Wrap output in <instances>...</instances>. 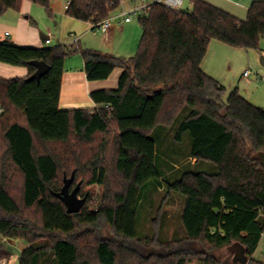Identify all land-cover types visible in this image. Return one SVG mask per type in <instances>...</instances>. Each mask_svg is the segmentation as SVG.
<instances>
[{
	"label": "trees",
	"instance_id": "trees-1",
	"mask_svg": "<svg viewBox=\"0 0 264 264\" xmlns=\"http://www.w3.org/2000/svg\"><path fill=\"white\" fill-rule=\"evenodd\" d=\"M30 1L51 13L50 0ZM123 1L74 0L66 14L94 29ZM22 2L0 0V16L20 11ZM191 3L192 11L153 4L139 16L143 34L129 58L0 42V62L29 70L27 77L0 76V239L25 242L19 264H220L206 245L233 247L227 264H262L253 256L264 236V109L238 88L225 99L226 87L202 63L212 40L260 48L264 0L253 1L246 19L205 0ZM76 54L90 81L123 69L116 89L91 93L96 109L60 108L65 61ZM35 60L50 70L28 80ZM112 124L118 133L110 139ZM187 136L186 158L214 168L164 180L162 155L178 153ZM72 176V186L103 187L94 208L85 204L70 214L55 196ZM153 186L183 197L182 237L164 241L159 230L138 235L139 213Z\"/></svg>",
	"mask_w": 264,
	"mask_h": 264
},
{
	"label": "rangeland",
	"instance_id": "rangeland-1",
	"mask_svg": "<svg viewBox=\"0 0 264 264\" xmlns=\"http://www.w3.org/2000/svg\"><path fill=\"white\" fill-rule=\"evenodd\" d=\"M65 2L66 0H50L51 13H49L44 6L33 3L30 0H23L22 2L21 10L23 8V5L25 6L26 10L22 18L30 24V30L38 34L39 40L42 43L43 40L41 39V33L52 37L53 43L49 47H57L69 43L70 28L68 27L69 25L66 26L65 24V20L67 18ZM128 4L129 3H127V5ZM192 8L193 6L191 0H185V4L182 9L192 11ZM132 17L134 23L140 26V41L143 31L138 20L139 17L137 15H133ZM246 17L247 14L244 18L240 19H245ZM120 21L121 20L119 19H115L114 23ZM74 24L75 26L74 28H72V32L81 37L83 47L99 50L98 48H92L88 46V44L97 43L96 37L100 35L96 36L93 33L94 30H92L91 27L87 29V25L85 22L74 20ZM215 42L220 44L219 46H222V48H226V51L222 52L224 57H229L231 55L229 52L227 53V51L237 54V60L230 66L229 77L223 79L226 81H223V84L226 86L227 91L225 99L231 91L238 87L239 92L245 98H247V100L264 109V38L261 39L260 48L258 50H246L244 48L231 47L220 41ZM213 52L214 53L212 56L215 57L217 55V50ZM225 67L222 68L223 74L227 73L225 71ZM245 69L251 70L255 75L254 77H252V80L249 83L247 82V80L242 79V74ZM17 77L21 78L20 76H16L13 78ZM223 77H225V75H223ZM110 129L111 131L109 136L111 139L118 133V130L117 127L113 124L111 125ZM169 136L170 135L166 137L168 138V140H166L168 144L171 143V136ZM190 146L191 139L189 138V136H187L182 149L178 153L173 155H162V159H160L159 161V167L162 178L164 180L175 181L179 179L184 172H187L189 170L193 172L212 171L214 165H212L211 163L205 162L195 165V160L186 158ZM109 147L111 150L112 145H110ZM78 183L74 184L71 189L75 188ZM80 184V197L87 195V200L88 198H90L91 201L89 203H86V205L90 209L94 208L96 199L103 193V187L98 185H89L87 183L83 184L81 182ZM146 197H149V200H144L141 213H139L138 217V235L140 237L146 235L153 237L156 235L155 230H159L161 239H163L164 241L170 240L175 237H182L185 234V230L181 221V211L184 202L183 197L177 193H168L167 188L159 189L156 186L150 187V190L146 194ZM156 218L158 220L154 223L153 220ZM85 227L86 226H84L83 228ZM104 234H107L109 236L111 234V231L109 229H105ZM23 244H25L23 240H17L14 253L10 257L8 264H16L20 255L19 253L21 250V246ZM197 247L199 249L201 245L198 244ZM205 247L209 254L213 255L215 259L220 261V264L232 263L233 254L235 253L233 247L218 250L212 248L209 245H206ZM152 251L153 249H151V252ZM253 258L264 264V236ZM198 263L199 262L194 260L190 264Z\"/></svg>",
	"mask_w": 264,
	"mask_h": 264
},
{
	"label": "crops",
	"instance_id": "crops-1",
	"mask_svg": "<svg viewBox=\"0 0 264 264\" xmlns=\"http://www.w3.org/2000/svg\"><path fill=\"white\" fill-rule=\"evenodd\" d=\"M205 1L230 12L236 17L239 16L238 18H244L245 15L248 14L249 7L255 0ZM145 2L146 0H127L126 5L127 3H129L127 5L128 7H134ZM25 11V6L23 5L22 10L20 11L10 10L4 15L0 16V42L9 40L19 46L38 48L52 45L53 40L51 36L41 33V39L43 40L42 43L39 40L38 34L30 30V24L22 18ZM117 19L121 21L115 22L113 24V27L106 33L95 31L92 28L91 23L85 22L87 25V29L91 27V29L94 30L93 33L96 36L100 35L96 37L97 43L88 44V46L92 48H98L103 53L111 54L116 57L129 58L135 56L140 43V26L138 24H135L133 19L130 22H125L121 17ZM74 20L81 21L67 15L65 24L66 26L69 25L68 27L70 28V33L69 43L65 45L84 48L81 37L72 32V28H74L75 26ZM47 37H51L50 44L45 43V39ZM74 38H78L77 44L73 43ZM215 41L216 40H212L210 43L208 53L202 63V68L206 73L223 84V81L226 82L223 79L228 78L230 75V66L237 60V54L227 51V53L229 52L231 55L229 57H224L222 52H225L226 48H222V46H219L220 44ZM215 50H217V55L213 57V51ZM223 67H225V71L227 72L226 74L222 73ZM247 70L248 69H245L244 72ZM244 72L242 74V79L247 80L248 83L251 82L252 77L255 76L254 73H252L248 77H245ZM122 73L123 69L117 68L108 79L90 81L88 80L84 69L83 57L80 54L68 57L65 61V71L62 77L60 108L64 110H73L79 108L93 110L100 107V105L92 99L91 93L93 91L101 89H116L118 87L119 79ZM28 75L29 70L27 67L12 66L0 62L1 77L10 79L16 76H20L21 78L27 77ZM223 75H225V77H223ZM16 242V239L9 240L4 237L0 239V264L9 263L10 257L14 253ZM24 247L25 244L21 246L20 253ZM16 264H19V258Z\"/></svg>",
	"mask_w": 264,
	"mask_h": 264
},
{
	"label": "built area",
	"instance_id": "built-area-1",
	"mask_svg": "<svg viewBox=\"0 0 264 264\" xmlns=\"http://www.w3.org/2000/svg\"><path fill=\"white\" fill-rule=\"evenodd\" d=\"M73 1L74 0H66L65 2L66 10L69 8V6L71 5ZM126 1H123L120 7L110 17L94 24V30L106 33L113 27L115 19L121 17L123 18L125 22H130L133 19L132 17L133 15H137L139 17L143 14H146L149 11V8L153 4H160V5H163L171 9H182L185 4V0H146V2L141 5H136L134 7H128L126 5ZM77 42H78V38H74L73 43L77 44ZM45 43L50 44L51 37H47L45 39ZM252 73L253 72L251 70H247L244 72V76L248 77ZM4 113H5V109L0 105V116H2Z\"/></svg>",
	"mask_w": 264,
	"mask_h": 264
},
{
	"label": "water",
	"instance_id": "water-1",
	"mask_svg": "<svg viewBox=\"0 0 264 264\" xmlns=\"http://www.w3.org/2000/svg\"><path fill=\"white\" fill-rule=\"evenodd\" d=\"M30 64L35 66L37 70L28 78V80H40L50 70V65L45 61L35 60L30 62ZM261 158L264 165V155H262ZM73 182L74 176L66 178L63 188L59 192L55 193V196L65 204L67 211L70 214L79 213L87 202V195L80 197V183H78L75 188L71 189ZM242 262V264H246L247 260L243 259Z\"/></svg>",
	"mask_w": 264,
	"mask_h": 264
}]
</instances>
